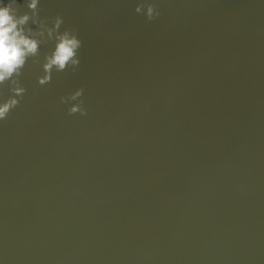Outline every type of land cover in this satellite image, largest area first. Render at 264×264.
Returning a JSON list of instances; mask_svg holds the SVG:
<instances>
[{"label":"water","instance_id":"95a60500","mask_svg":"<svg viewBox=\"0 0 264 264\" xmlns=\"http://www.w3.org/2000/svg\"><path fill=\"white\" fill-rule=\"evenodd\" d=\"M158 3L42 0L81 64L0 122L5 264H264V3Z\"/></svg>","mask_w":264,"mask_h":264},{"label":"clouds","instance_id":"9594fccd","mask_svg":"<svg viewBox=\"0 0 264 264\" xmlns=\"http://www.w3.org/2000/svg\"><path fill=\"white\" fill-rule=\"evenodd\" d=\"M264 3V0H261ZM133 11L152 21L160 16L158 0H133ZM42 0H0V122L7 119L24 98L27 89L21 77L31 62L38 65L36 84L44 87L54 74L75 73L81 64L83 41L75 28L64 27V17L42 15ZM42 49H46L43 51ZM83 87L59 97L68 115H87ZM0 264H5L0 257Z\"/></svg>","mask_w":264,"mask_h":264},{"label":"bare ground","instance_id":"6f19581e","mask_svg":"<svg viewBox=\"0 0 264 264\" xmlns=\"http://www.w3.org/2000/svg\"><path fill=\"white\" fill-rule=\"evenodd\" d=\"M206 8H207V5L205 4V1H204V12H205L204 16L208 15V10Z\"/></svg>","mask_w":264,"mask_h":264}]
</instances>
